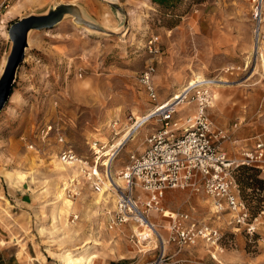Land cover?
I'll return each instance as SVG.
<instances>
[{
  "label": "rangeland",
  "instance_id": "rangeland-1",
  "mask_svg": "<svg viewBox=\"0 0 264 264\" xmlns=\"http://www.w3.org/2000/svg\"><path fill=\"white\" fill-rule=\"evenodd\" d=\"M164 1L0 0V80L14 46L9 31L18 21L47 18L57 7L75 5L89 24L64 11L54 26L29 31L13 93L0 113V245H15L26 264H64L66 253L84 248L97 255L94 264H144L161 251L174 254L176 247L168 243L169 218L163 213L150 214L156 233L133 222L110 229L117 194L105 185H110L109 176L97 149L105 151L102 138L118 139L131 130L124 146L115 149L121 178L130 155L142 154L147 136L162 128L157 118L138 127L137 118L196 76L228 82L213 86L207 110L214 125L232 138L222 141L221 148L234 156L240 138L260 136L264 142V67L253 57L252 0ZM149 67L155 69V101L140 83ZM229 67L235 71L227 72ZM181 108L174 119L180 127L184 116L193 113ZM48 126L52 132L43 134ZM67 145L86 165L64 173L59 157ZM95 167L102 177L92 175ZM233 178L252 221L257 218L253 235L230 225L231 214L218 213L205 192L166 191L164 212L189 213L223 234L219 248L204 241L185 248L179 256L185 264H264V171L244 166L233 171ZM57 185L68 187L64 195L73 206L67 216L59 212ZM105 191L115 199L113 209L99 202ZM137 237L148 239L137 245L132 242ZM194 248L195 260L183 258Z\"/></svg>",
  "mask_w": 264,
  "mask_h": 264
},
{
  "label": "built area",
  "instance_id": "built-area-1",
  "mask_svg": "<svg viewBox=\"0 0 264 264\" xmlns=\"http://www.w3.org/2000/svg\"><path fill=\"white\" fill-rule=\"evenodd\" d=\"M251 8L253 57L261 60L264 67V0H252ZM232 71H235L234 67L227 69V72ZM154 73L153 67L146 69L140 77V83L155 101L157 92L152 82ZM203 80L189 83L164 104L154 107L148 120L157 118L161 121V130L147 136L148 146L142 154L130 155L129 165L120 173L123 186L109 182L110 191L115 190L117 194L110 229L133 222L138 228L144 227L156 233L155 224L150 220L151 212L163 213L164 218H169L168 243L173 244L176 251L173 255L161 251L157 257L144 264H185L179 258L185 248L196 246L201 241L211 248H219L223 238L218 230L201 225L189 213L169 215L167 211L164 212L162 201L169 189L205 192L214 199L218 213L227 211L231 214L230 225L237 227L238 231L244 228L250 235L256 233L257 218L252 221L251 212L237 191L233 171L240 166L256 167L264 171V143L259 141L253 148L242 149L237 159L227 155L220 143L232 138L225 129L216 127L207 114L213 104L215 84L213 80ZM183 105L195 107L193 113L184 116L186 121L180 127V122L174 119ZM50 132V126L42 130L46 135ZM58 141L65 142L62 136H59ZM59 158L68 165L79 160L69 145L61 150ZM96 169L92 172L93 176H97ZM95 189L101 190L100 183L95 184ZM147 239L137 237L132 242L139 245ZM160 243L165 249L162 238ZM215 263L226 264L218 261Z\"/></svg>",
  "mask_w": 264,
  "mask_h": 264
},
{
  "label": "bare ground",
  "instance_id": "bare-ground-1",
  "mask_svg": "<svg viewBox=\"0 0 264 264\" xmlns=\"http://www.w3.org/2000/svg\"><path fill=\"white\" fill-rule=\"evenodd\" d=\"M247 46H249L248 42H247ZM252 47H253V45H252ZM253 50H254V47H253ZM253 55H254V52H253ZM258 61H259L260 65H261V62H260L261 60L258 59ZM261 68H262V65H261ZM257 69H258V67H256V70ZM194 80L195 81H201V80L205 81V80H203L202 76H200V75L198 77L196 76V78ZM213 84H215L216 87L228 86V82L223 80V79H217L216 81L213 82ZM174 95H177V94H174ZM153 110L154 109L152 108L146 113L145 116L137 118L138 121H139V123H138L139 126L138 127L144 126L146 124L148 118L152 116V114H153L152 111ZM181 110L188 113V112L194 111V108H192L191 106H188V105H184V106H182ZM135 126H137V125H135ZM116 135H118V133H116ZM131 135H132L131 134V130H129V132H127L124 136H122V137H120L118 139H116L114 137H112L111 140H109L108 138H102V140L104 142L103 144H105V147H104L105 151H103L101 153V150H97V152L101 154L102 158H105L104 162L102 163V166H106L107 174L109 176L110 182L113 181L114 183H117V184L121 183L120 181L122 179L119 176H117V172H116L117 168H116V164H115L116 158H114V157L117 154L119 148L124 146L125 141H127L128 137H130ZM111 142H114V144L111 145ZM115 149H118V150H115ZM76 164L79 166L78 168L80 169V168H83L85 163H84L83 160H80V159L78 161H76V163L71 164V166H66L64 163L61 162L59 164L60 172L67 173L68 171L72 170V167H75ZM95 171H96L95 174L97 176L102 177L101 173H100V171L98 169H96ZM77 177L78 176H76V181L78 179ZM62 178H65V177L62 176L61 179ZM105 185L107 187H109L107 183H105ZM73 186H74V184H72V186H71V184L69 185V187H73ZM67 188L68 187H64L62 185H57L56 188H55V190H57V191H55V194H54L56 199L61 202V208L59 209V212L62 215H66V216L69 214V210L73 206V203L71 202V200L67 199L65 197V195H64L65 191L67 190ZM106 193H107V191H105L103 193V195L101 196V199L99 200V202L105 201V202L108 203V205H110V208L113 209V207L115 206L114 205V200L115 199H112V200L108 199L109 197H108V195H106ZM159 232H161V231H159ZM149 248H151V247L149 246ZM90 251H91V248H84V249L78 251V253L68 252L63 257V263L64 264H94V260L96 259L97 255L90 254Z\"/></svg>",
  "mask_w": 264,
  "mask_h": 264
},
{
  "label": "water",
  "instance_id": "water-1",
  "mask_svg": "<svg viewBox=\"0 0 264 264\" xmlns=\"http://www.w3.org/2000/svg\"><path fill=\"white\" fill-rule=\"evenodd\" d=\"M113 5L116 6L115 4ZM117 8L119 9V7ZM64 11H69L73 13V15L77 19V22L89 27V24L81 18V15H79L78 9L75 5L57 7L54 12L50 15V17L25 18L23 20L18 21L11 27L9 35L12 38L14 46L12 50V55L9 58L7 66L4 70L5 72L0 80V113L3 111L4 106L9 101L13 93V85L16 81L18 73L17 70L19 69L20 64L24 60L26 54L25 50L28 47L29 31L54 26V24L58 23L59 20L62 18V14L64 13Z\"/></svg>",
  "mask_w": 264,
  "mask_h": 264
},
{
  "label": "crops",
  "instance_id": "crops-1",
  "mask_svg": "<svg viewBox=\"0 0 264 264\" xmlns=\"http://www.w3.org/2000/svg\"><path fill=\"white\" fill-rule=\"evenodd\" d=\"M236 141L237 143L235 146L238 149V152L236 153V155L232 156L228 154L226 151L227 155H229L231 159L239 158L240 152L242 149L253 148L259 141L263 142L260 136H256L254 139H249V140L240 138ZM248 141L251 142L250 145L248 144ZM195 249L196 248L193 249L194 250L193 253H189V254L187 253L186 255H183V258L186 257V258H190L191 260H195L197 258L196 253H194ZM0 264H26V261L25 260L23 261V259L20 256V250L17 249L15 245L14 247L6 246V248L0 245Z\"/></svg>",
  "mask_w": 264,
  "mask_h": 264
},
{
  "label": "trees",
  "instance_id": "trees-1",
  "mask_svg": "<svg viewBox=\"0 0 264 264\" xmlns=\"http://www.w3.org/2000/svg\"><path fill=\"white\" fill-rule=\"evenodd\" d=\"M155 2H157V3H159V4H161V3H164L165 1L164 0H154ZM240 167H244V166H240ZM240 167H238V168H240Z\"/></svg>",
  "mask_w": 264,
  "mask_h": 264
}]
</instances>
